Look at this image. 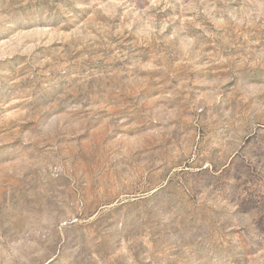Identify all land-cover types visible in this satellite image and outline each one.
Here are the masks:
<instances>
[{
  "label": "rangeland",
  "instance_id": "374dc122",
  "mask_svg": "<svg viewBox=\"0 0 264 264\" xmlns=\"http://www.w3.org/2000/svg\"><path fill=\"white\" fill-rule=\"evenodd\" d=\"M0 264H264V0H0Z\"/></svg>",
  "mask_w": 264,
  "mask_h": 264
}]
</instances>
